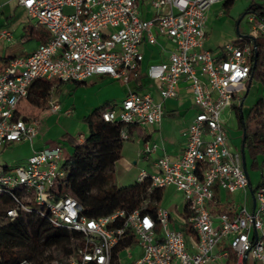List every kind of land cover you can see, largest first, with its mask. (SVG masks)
<instances>
[{
    "label": "built area",
    "instance_id": "1",
    "mask_svg": "<svg viewBox=\"0 0 264 264\" xmlns=\"http://www.w3.org/2000/svg\"><path fill=\"white\" fill-rule=\"evenodd\" d=\"M146 2L151 16H141L139 3ZM224 0H16L26 17L46 30L47 41L26 56L10 59L0 70V152L14 143L33 140L38 122L24 116L23 103L38 80L86 81L108 77L129 84L137 79L145 44L159 46L167 60L150 64L145 76L156 83L159 101L148 92L129 90L123 100L99 111L100 120L121 125L120 138L129 140L130 127L158 126L163 118L162 102L177 95L186 82L196 113L185 131V146L177 158L163 147L144 142L139 152L147 160L157 150L154 171L140 170L151 187H173L183 196L192 234L185 236L181 217L157 206L154 214L139 209H116L98 218H88L71 196L53 199L52 188L66 179L69 154L60 143L34 151L16 166H0V194L12 190V207L6 217L19 212L46 216L56 228L78 232L82 243L68 257L52 264H123L114 249L129 239L137 255L132 264H264V185L253 192V207L243 203L233 212L212 214L213 187L244 194L249 186L238 151H232L221 118L223 110L241 106L240 94L251 80L250 43L264 38V21L247 15L251 25L240 44L228 43L218 57L202 49L206 13ZM163 38L165 45L159 43ZM0 41L12 43L10 31H0ZM23 41V40H21ZM131 75L133 76L131 79ZM59 101L52 99L48 111L56 113ZM70 110L65 114L70 115ZM146 203V202H145ZM131 242V243H132ZM226 242V248L214 251ZM130 244L124 250L130 249ZM20 264H32L23 260Z\"/></svg>",
    "mask_w": 264,
    "mask_h": 264
},
{
    "label": "trees",
    "instance_id": "2",
    "mask_svg": "<svg viewBox=\"0 0 264 264\" xmlns=\"http://www.w3.org/2000/svg\"><path fill=\"white\" fill-rule=\"evenodd\" d=\"M233 2L234 0H224L222 3L224 13L228 12ZM248 14H254L257 19L264 21V6L250 0L238 21ZM27 34L29 39H34L38 43L48 39V34L42 27L30 28ZM240 37L243 35L239 34ZM239 38L233 43L240 44ZM250 50L251 81L264 85V38L260 36L253 38ZM15 57L16 55L9 53L0 56V70ZM132 77L131 75V79ZM69 83L71 90H75L85 81H58L56 84L45 80L35 81L26 101L37 109H48L53 95L59 93ZM137 87L140 88L139 85ZM105 106L94 109L86 120H91ZM235 109L239 128L244 133L243 152L248 154L252 165H255L256 156L264 154V97L257 99L246 115L242 114L241 107ZM101 122L104 130L109 132L108 136L100 132H90L81 143L68 140L73 145V150L64 164L66 179L63 184L52 188L53 199L64 196L75 198L81 206V213L88 218H98L120 208L139 209L143 205L142 213L153 215L162 200L164 188L151 187L147 178L123 188L113 183L114 165L120 158L123 141L120 138L121 125ZM96 150L101 152L93 158L92 152ZM88 181L91 183L92 192H84ZM262 185L264 178H260L257 188ZM11 194L21 196V191L16 189L0 194V264H20L23 260L32 264H52L60 256H70L81 245L82 239L78 232L53 227L48 223L47 217L41 214L19 212L14 218L6 217V210L13 205ZM187 217L186 210L182 217L185 221L182 230L188 237L192 232ZM131 242L129 239L120 243L114 249L113 256L116 257V254ZM226 264L233 263L228 260Z\"/></svg>",
    "mask_w": 264,
    "mask_h": 264
},
{
    "label": "crops",
    "instance_id": "3",
    "mask_svg": "<svg viewBox=\"0 0 264 264\" xmlns=\"http://www.w3.org/2000/svg\"><path fill=\"white\" fill-rule=\"evenodd\" d=\"M223 3V2H222ZM219 3V4H222ZM216 5V4H214ZM212 5V6H214ZM140 10H141V16L145 18H149L151 16V11L149 10L147 4L145 1L142 3H139ZM211 6V7H212ZM16 9H21L17 3L16 0H4L3 2H0V16L4 14L5 11H14ZM210 11V8L208 9L206 13V33H207V27H208V12ZM205 33V37H206ZM239 38V36H238ZM237 38V39H238ZM205 40V38H204ZM204 40L202 44V49H204ZM231 40V39H230ZM217 41L216 44V49L214 51H210L207 49V51L212 52L214 55L220 57L221 56V51L222 48L228 44V43H233L235 39H232L231 41ZM159 43L161 45H165V42L163 38H159ZM38 45V41L35 42V46L33 49ZM166 49H169L168 45H165ZM32 49V50H33ZM31 50V51H32ZM31 51L26 52L27 54L30 53ZM143 51V60L141 63V71L140 75L138 76L137 79H134L132 82L129 84H123L120 81L110 79L108 77H103V76H93L89 78L88 80L85 81V83L81 86L88 95L85 96V102H86V110H90L91 108H98L103 105L108 106L109 104L112 103H117L120 102L125 98L129 90H134L137 92H148L152 95L155 101H159L158 93L156 90V83L152 80H149L145 76V70L150 64H158L161 62H165L168 57L167 50L162 51L159 46H150L145 44L142 48ZM23 56V55H22ZM25 56V55H24ZM20 57V56H18ZM252 81L250 80L249 83L247 84V88L244 92V95L242 97V104L243 100L248 92V87ZM53 83H57V81H54ZM258 85H261L264 87V85L257 83ZM140 86L138 88L137 86ZM69 87V90L72 88L71 84L65 85L59 93H56L53 95L52 99L59 101L60 103V96L62 95V91L65 90L66 88ZM78 87L77 89H79ZM76 89V90H77ZM68 90V91H69ZM51 99V100H52ZM241 106H232L231 108H227L223 110L221 114V118L223 120V123L225 121H228L232 115L235 116V108L237 107H242ZM60 105V104H59ZM163 110H164V115L163 118L158 126H152V127H145V128H140V127H130L129 128V140H124L122 141V148H121V155L120 158H122V154L128 152L130 150V160L132 161L131 164L134 165L135 169L137 170V175L140 170H144L147 173H152L154 171V162L156 159L161 156L162 151L157 150L155 153L151 154L147 160L142 159L139 156V152L142 148V145L144 142H150V143H155L158 144L159 146L163 147V152L168 154L171 158H177L183 151L184 146H185V131L194 117L196 113V108L193 106L192 103V94L190 92V89L186 82H180L178 85V91L177 95L173 99H167L162 102ZM26 108L27 112L25 113L23 109ZM92 109V111L94 110ZM22 113L24 116L29 117V118H34L38 122V127L40 126V121L44 118L45 115L50 113L47 109L45 110H40L37 109L31 105L28 104L27 101L23 103V106L21 108ZM66 110L70 109H65L62 113L63 115L65 114ZM249 110V109H248ZM60 111V109H59ZM91 111V112H92ZM248 112V111H247ZM246 112V113H247ZM245 113V115H246ZM71 114V113H70ZM69 116V115H66ZM237 119V118H236ZM237 126L239 128V125L237 123ZM240 129V128H239ZM238 130V129H236ZM241 130V129H240ZM100 133H104V135H109V132L106 130L101 129L99 131ZM90 131H87L85 135H82L79 133L78 137H73L70 135H66L63 139L60 141L54 142L50 140L43 139L44 135L42 133H38V135L29 141H23L26 142L27 148L25 150V155H24V161L23 162H16L11 165H8L7 162H4L3 165L7 166H16L18 164H22L25 162L26 158L31 155L34 151L42 150L45 148H48L49 146L55 144V143H60L67 154H71L73 150V145L70 143V141H77L78 143H81L83 139L89 135ZM228 133V132H227ZM238 131L230 132L228 133V143L232 151H238L241 156V161L243 157L244 165H245V170L248 175L249 179V186L247 187V191L244 194L242 191H236L234 193H228L222 189H220L217 186L213 187V193H214V198L213 201H211L207 205V209L212 213V214H218L221 212H228L231 213L233 212L238 206L242 205L243 203L246 205V207L251 210L253 207V192L257 189L258 182L260 178H264V173L260 175V178L258 179L257 174L255 175V180L252 181L249 174L247 167H250L251 171L257 167V165L260 162L261 166H264V154H258L256 156V164L252 165V161L248 154L246 152L241 153V147L243 146V131L241 130V136L238 137L237 135ZM19 143H14L10 145L9 147L5 148L6 149H11L14 146H16ZM126 144V145H125ZM127 144H130L129 148ZM71 145V149H68V146ZM3 150V151H4ZM244 150V146H243ZM1 151V152H3ZM0 152V153H1ZM120 158L115 162V164L120 160ZM137 179V177H136ZM137 181V180H136ZM172 188L175 192H177L173 187ZM165 189V188H164ZM180 193V192H178ZM164 194V193H163ZM180 197L176 199L173 203H170L167 207H164L168 209L173 216L175 220H178L179 218L183 217V214L185 213V203L183 200V196L180 193ZM135 246V243L132 242L130 247ZM226 248V242L222 243L221 246H219L214 252L218 253L221 249ZM121 251H119V260L123 264H132L133 259L137 255V249L136 246L133 249V255L131 253H127L125 255L124 260L121 257ZM230 261L233 263V257L232 255L229 256ZM227 260V261H228ZM226 261V262H227ZM223 261L216 260L212 263L215 264H226Z\"/></svg>",
    "mask_w": 264,
    "mask_h": 264
},
{
    "label": "rangeland",
    "instance_id": "4",
    "mask_svg": "<svg viewBox=\"0 0 264 264\" xmlns=\"http://www.w3.org/2000/svg\"><path fill=\"white\" fill-rule=\"evenodd\" d=\"M4 0H0L3 2ZM256 4L264 6V1L254 0ZM250 0H234L233 5L228 10L227 13L223 12L222 4H216L210 7L208 12V27L207 33L204 40V49L214 51L216 49L217 41H228L232 39H237L239 34L247 35L250 30L251 25L247 22V15H244L239 21V16L244 13ZM39 26L34 22L30 21L25 12L22 9H16L14 11H5L4 14L0 16V31L7 30L12 34L13 42L6 43L5 41H0V56L6 53L11 55L22 56L24 53L31 51L35 46V40L29 39L27 31L32 29H37ZM23 40V41H21ZM230 40V41H231ZM56 84V83H54ZM247 88V84L244 89L241 90L240 94H244ZM69 87L62 91L60 96V111L56 113H48L40 121V126L38 130L44 135L43 139L50 141H60L66 135L73 137H78L79 133L85 135L87 131L99 132L103 129L102 122L100 120L99 114L93 116L91 120H86V117L91 113L92 109L86 110L85 96L88 95L86 90L83 88L69 90ZM264 97V87L258 85L252 80L248 87V92L243 100L241 107V112L243 115L252 107L257 99ZM65 109H70L71 114L69 116L63 115ZM23 111L26 113L27 109L24 108ZM237 119L234 115L225 121L224 125L228 133L238 131V137L241 136V130L237 126ZM238 129V130H236ZM126 145V144H125ZM128 147H130V144ZM27 148L26 142L17 144L11 149H6L0 153V166L4 162L11 165L16 162H23L25 150ZM71 149V145L68 146ZM101 151L96 150L92 152L93 158ZM130 150L125 154H122V158L114 165V180L113 183L120 188L129 187L136 182L137 170L134 165L131 164L130 160ZM95 160V159H94ZM248 174L252 181L255 180V175L257 174L258 179L260 175L264 173V166L259 164L251 171L250 167H247ZM90 181L87 182L84 188V192H92L90 188ZM83 192V194H84ZM180 193L175 192L172 188H165L164 194L161 202L158 206L167 207L170 203H173L176 199L180 197ZM135 246L130 247L129 250H123L121 252V257L124 260L127 253L133 255V249ZM65 258L60 256L57 260ZM215 264V263H210ZM246 264H253L249 259ZM256 264H260L256 262Z\"/></svg>",
    "mask_w": 264,
    "mask_h": 264
},
{
    "label": "water",
    "instance_id": "5",
    "mask_svg": "<svg viewBox=\"0 0 264 264\" xmlns=\"http://www.w3.org/2000/svg\"><path fill=\"white\" fill-rule=\"evenodd\" d=\"M239 21L237 22L236 25H238ZM243 140H244V133H243ZM241 153H243V146L241 147ZM242 167L245 170V165H244V161H243V157H242Z\"/></svg>",
    "mask_w": 264,
    "mask_h": 264
}]
</instances>
